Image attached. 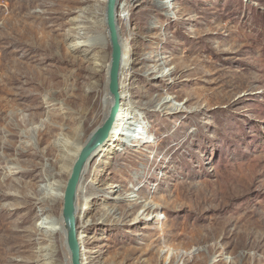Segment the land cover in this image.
<instances>
[{
	"label": "rangeland",
	"instance_id": "rangeland-1",
	"mask_svg": "<svg viewBox=\"0 0 264 264\" xmlns=\"http://www.w3.org/2000/svg\"><path fill=\"white\" fill-rule=\"evenodd\" d=\"M119 1H130L117 26L136 59L122 61L119 78L132 119L124 144L84 165V220H94L84 255L90 264H264V0ZM92 2L0 0V264H71L61 221L42 227L62 212L57 200L45 210L42 188L60 149L86 142L110 112L106 24L71 29ZM83 35L99 42L88 60L68 47ZM147 201L158 207L141 214Z\"/></svg>",
	"mask_w": 264,
	"mask_h": 264
},
{
	"label": "bare ground",
	"instance_id": "bare-ground-1",
	"mask_svg": "<svg viewBox=\"0 0 264 264\" xmlns=\"http://www.w3.org/2000/svg\"><path fill=\"white\" fill-rule=\"evenodd\" d=\"M91 1H93V2L89 6L81 8L79 11L80 14L76 15V17L71 20L72 31H74L76 29L75 26H77V28L84 27L86 29H90V28L93 29L95 27H98V25L102 26L105 24V17H104L105 11H103L102 17L99 15V11L100 12L102 11L101 10L102 5H104L103 3L106 0H91ZM157 1L158 0L153 1L154 6H156ZM129 2H127V3L125 2L124 4H122L120 1L117 2L116 23H118L117 21L126 20V18L128 16V12H127V9H125V8H126V5L127 6L129 5ZM105 4H106V2H105ZM164 4L168 8L169 5L166 2ZM96 14H98L99 16H96ZM120 33H121V30L118 29L119 42L122 46V61L125 58H129V60L131 59V60L135 61L136 60L135 56L130 53L129 49L126 50L125 47L127 45V41H125L123 38L120 37ZM86 35H83L80 37L76 36L77 38L72 37V39L68 43V47H70L74 51H81L82 50L83 51L82 59L88 60L87 55L89 54V52L92 49L95 48L94 45L98 44L99 42H96L95 38L92 39V38H90L91 36H86ZM101 40H102L101 43H103V44L106 43V38H102ZM102 48H103V46H101V47L98 46V51H100ZM97 56L98 57L96 60L100 61V63L98 64L100 66V65H102V61H101L100 57H102V56H100V54H98ZM122 61H121V65H120L119 78H120V75H121V77L122 76L124 77L126 75V70H127L125 61L123 63H122ZM108 67H109V65L107 63H104L103 69H105V71H108ZM119 92H120V99H121L120 100V108H119V111L117 112L116 119L114 121L113 127L111 129L110 134H109V137L103 145L99 146L98 148H96V150H94L92 152L90 157L91 156L98 157L101 154L103 155V153H105V152L107 154H111L112 151L117 149V145H119V144L122 145V144H124V141H127L126 137H124V136H126L124 130L128 129L131 126L132 116L130 115V113H131L130 107L131 106H129L131 103V99H130V97L128 98V96H129L128 95V89L126 88V84H124L123 82H119ZM108 94H109V92L107 93L105 99L108 101V104H110L112 106V103H113L112 96L110 94L109 95ZM135 131H136V133H135ZM135 131H132L133 135L135 137V140H139V139H141L139 136H142L141 134L145 133V128L144 127H141V128L138 127L135 129ZM93 132L90 134V136L88 137L86 142L89 140V138L91 137ZM132 136H129V137L127 136V137L132 138ZM66 141H68V140H66ZM86 142L80 143V141H77L74 145H71L70 143H69V145L65 144L66 146H64V148L60 149L61 150L60 160L58 159L59 160V169L54 173L55 176L53 175V176L49 177L50 181L48 182V184L46 186H44L45 188L44 187L42 188L45 190V193L49 194L46 196H48L50 199H52V204L48 207H45V210H50L51 208L54 207V200H57L58 203L61 202L63 204V194H64V189H65L67 181L64 182V180H62L61 177L63 176V178L64 177L67 178V176H70L72 166H73L75 160L77 159L82 147L85 145ZM62 146H63V144H62ZM89 158H88V160H89ZM87 161L85 162V164L87 163ZM106 163L107 162H105V164ZM83 169H84V167H83ZM92 171L94 173L96 171V169L94 168ZM82 172H83V170H82ZM87 178L84 177L83 174L81 173L76 192H78L80 190L82 192V196H81V199L78 200V198L76 197V200H75V217L78 218V220H79L78 223L76 224V231H77V240H78V243L80 245L81 264H90L91 263L89 256L84 255L85 254L84 252H88V251L85 250L86 249L85 247H82L84 245V237L86 236L85 232L83 231V228L86 227L88 221H94L92 218L91 219L88 218V219L84 220V217H85L84 214H85V212H87L89 210L88 205H89L91 199L89 198L88 193H87L88 185H87L86 189L83 191L80 184L84 181H88ZM48 188H50L51 190H55L56 193L55 194L49 193L47 190ZM157 207L158 206L155 205L152 201H147L141 206V212H142L141 214H144L146 212V214L148 215V213H150L151 211H155L157 209ZM111 214H113V212H111L109 210L108 215H111ZM81 217H82V219H81ZM101 218L102 217H100L99 219H101ZM60 221H61V227L59 228V230L63 231L64 230V224H63V220H62L61 216H57L56 219L53 217H48L47 220L42 221V224H44V226H42V227L47 229V226H45V225H48V226H50V232H52L51 229L52 230L55 229L54 225H52V224L57 223L60 226ZM55 232L58 233V231H55ZM50 234H52V233H50ZM50 236H52V235H50ZM50 238H52V237H50ZM47 250H48V253L51 255L54 252V246L48 247ZM50 259H52L51 256H50L49 260ZM51 264H53V262H51Z\"/></svg>",
	"mask_w": 264,
	"mask_h": 264
},
{
	"label": "water",
	"instance_id": "water-1",
	"mask_svg": "<svg viewBox=\"0 0 264 264\" xmlns=\"http://www.w3.org/2000/svg\"><path fill=\"white\" fill-rule=\"evenodd\" d=\"M117 1L118 0H106L105 4V24L111 47L110 65L107 74V89L112 96L113 103L109 115L103 124L96 128L89 140L82 147L72 166L63 194L61 217L64 224L65 243L70 255L71 264H81L80 245L77 240L75 217L76 189L79 179L85 162L92 152L107 141L120 107L119 71L122 61V46L119 42L118 26L116 23Z\"/></svg>",
	"mask_w": 264,
	"mask_h": 264
}]
</instances>
